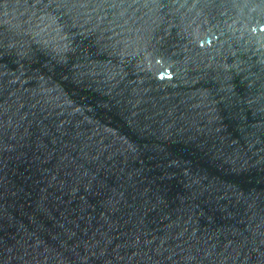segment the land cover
<instances>
[{
	"label": "water",
	"instance_id": "water-1",
	"mask_svg": "<svg viewBox=\"0 0 264 264\" xmlns=\"http://www.w3.org/2000/svg\"><path fill=\"white\" fill-rule=\"evenodd\" d=\"M0 264H264V0H0Z\"/></svg>",
	"mask_w": 264,
	"mask_h": 264
}]
</instances>
